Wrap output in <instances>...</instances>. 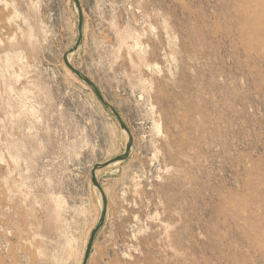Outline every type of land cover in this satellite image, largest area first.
<instances>
[{
  "label": "rangeland",
  "instance_id": "obj_1",
  "mask_svg": "<svg viewBox=\"0 0 264 264\" xmlns=\"http://www.w3.org/2000/svg\"><path fill=\"white\" fill-rule=\"evenodd\" d=\"M80 4L132 135L87 264H264V0ZM76 38L73 0H0V264H81L125 149Z\"/></svg>",
  "mask_w": 264,
  "mask_h": 264
},
{
  "label": "water",
  "instance_id": "obj_2",
  "mask_svg": "<svg viewBox=\"0 0 264 264\" xmlns=\"http://www.w3.org/2000/svg\"><path fill=\"white\" fill-rule=\"evenodd\" d=\"M76 12H77V38L74 42V44L66 51L64 52L62 59L65 64V66L80 80H82L94 93V95L97 97V99L101 102L103 105L104 109L107 111L108 114L112 115L113 117L116 118V120L119 123V126L121 129L125 131L127 134V143L125 145L124 151L115 157H112L104 162L101 163H96L92 166L90 170V179L91 183L93 186H95L99 192L100 195V200H101V210H100V215L97 221V224L93 227V229L90 232V235L87 240V244L85 247L84 255L81 264H87L89 254L91 251L92 243L94 240V237L97 233V231L100 229V227L103 224V220L105 217V212H106V205H107V199L106 196L103 192V189L97 179L96 171L103 169L115 162H120L124 161L127 159L131 153L132 149V135L131 132L127 126V124L124 122L122 119L120 113L117 111L115 107H113L109 102L105 100L101 92L99 91L98 87L93 83V81L88 78L83 72H81L79 69L75 68L71 61L69 60V55L74 53L75 51L78 50L80 47L82 40H83V13H82V7L80 4V0H73Z\"/></svg>",
  "mask_w": 264,
  "mask_h": 264
},
{
  "label": "bare ground",
  "instance_id": "obj_3",
  "mask_svg": "<svg viewBox=\"0 0 264 264\" xmlns=\"http://www.w3.org/2000/svg\"><path fill=\"white\" fill-rule=\"evenodd\" d=\"M69 60H70V56H69ZM99 171H101V169L96 171V175L99 173ZM99 198H100V195H99Z\"/></svg>",
  "mask_w": 264,
  "mask_h": 264
}]
</instances>
